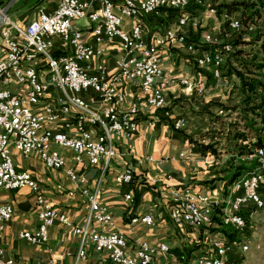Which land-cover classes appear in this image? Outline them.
Listing matches in <instances>:
<instances>
[{
  "label": "built area",
  "instance_id": "2783aa9c",
  "mask_svg": "<svg viewBox=\"0 0 264 264\" xmlns=\"http://www.w3.org/2000/svg\"><path fill=\"white\" fill-rule=\"evenodd\" d=\"M54 8L39 9L36 19L26 25L4 17L0 36V188L29 189L35 197L37 226L23 230L19 236L33 243H45L48 229L55 222L68 227L78 236L79 244L73 264H86L90 243L96 252L104 253L112 264H151L157 250L167 251L165 244L158 248L141 242L133 255L125 252L127 239L119 231H101L92 224L110 225L111 214L101 202V183L109 164L116 155V138L130 136L138 130L140 116L167 110L166 91L179 85L191 88L197 96L205 94L203 76L209 73L221 81L223 65L233 51L229 42L219 35L204 31L198 43L207 44L206 52L197 51V43L187 41L186 28L199 25L198 7L214 14L210 2L204 0H49ZM194 8V13L187 9ZM173 9L179 12L176 26L165 30L147 43L142 16L157 15ZM1 12V9H0ZM228 22L237 17L223 16ZM86 24H80V22ZM128 22V23H127ZM180 47L193 55L197 69L194 76H170L160 62L161 47ZM223 46V53H216ZM60 53H73V60H60ZM112 53L115 68L110 71L103 59ZM97 59V61H96ZM224 116L222 109L215 110ZM154 124V119L146 121ZM186 120H172V129H184ZM13 150L22 157H36L46 168L61 171L78 186L88 203L85 223L77 224L62 210L45 198L40 184L26 170H17ZM255 160L256 167L241 177L239 185L228 190L224 197L220 219L236 230L245 226L244 208L261 209L264 202L259 190L264 184V151L254 147L245 157ZM98 167V175L90 184L78 172L83 164ZM133 170L126 166L115 175L118 186L131 187ZM56 190L72 196L62 184ZM171 203L170 218L175 225L192 228L211 223L209 207L216 197L193 188L168 190ZM132 201L131 193L124 195ZM13 215L9 204H0V237L3 222ZM152 226L151 214L132 216L131 224ZM242 250L248 246L243 245ZM232 244L223 238L212 240V251L205 256L177 264H243L231 259ZM0 264H14L4 255L0 243Z\"/></svg>",
  "mask_w": 264,
  "mask_h": 264
},
{
  "label": "crops",
  "instance_id": "0c3cea01",
  "mask_svg": "<svg viewBox=\"0 0 264 264\" xmlns=\"http://www.w3.org/2000/svg\"><path fill=\"white\" fill-rule=\"evenodd\" d=\"M41 8L50 12L54 4L49 0H0V15L6 9L7 17L19 25H26L36 19ZM199 13L204 14V11L197 10L196 14ZM163 17L162 15L141 17L147 43L154 41L160 34L161 26L168 21ZM80 24L86 22L82 21ZM174 26L176 21L171 28ZM189 29H195L191 26L186 28L188 38L192 39L189 37ZM206 50L204 45L197 47L198 52ZM1 56L0 36V58ZM103 61L110 71L114 70L115 56L112 53ZM160 62L166 75L194 76L197 73L193 55L184 48L161 47ZM197 75L203 76L207 86L202 97L197 96L191 88L179 85L169 87L166 96L167 110L171 117L165 116L162 110L140 116L138 130L134 134L116 138V155L101 183V202L107 206L112 221L110 225L94 223L92 226L101 231L122 232L127 239L125 252L128 255H133L139 244L144 241L156 248L160 244H165L168 250H157L151 264H177L181 256L186 260H192L208 255L212 251V240L215 237L226 238L216 228L213 230L209 226L192 228L175 225L170 218L169 189L193 188L224 202L223 196L230 187L226 189L222 180L224 174L219 173V170L226 166L225 157L216 158L209 151L200 150L194 142L195 135L192 136L193 140L189 138L191 134L199 131V127L208 129L210 124L208 121L204 123L207 118L205 114L214 110L210 106L213 101L224 102L222 99L219 100V97L222 94L221 90L227 89L221 81L209 83L206 75ZM179 116L186 119V124L183 130L177 131L172 129L171 123ZM199 118L201 119L195 120ZM149 119H154V124L147 125L146 121ZM13 158L17 170H26L38 180L47 201L65 212L75 223H85L88 212L87 200L78 191V186L63 172L48 169L36 157H22L14 150ZM126 166L131 167L134 174L131 187L118 186L115 183V175ZM77 169L89 185L94 183L99 172L98 167L87 163L78 166ZM58 183L66 190H74V194L70 196L65 191L56 190L55 185ZM128 192L132 195V201L124 198ZM0 204H9L13 208L12 217L3 222L0 243L4 255L12 258L14 264H73L79 238L70 228L59 222L49 227L48 240L45 243L33 244L19 236L21 231L33 230L38 223L35 197L29 189L0 188ZM222 204L224 206V203ZM145 213L151 214L154 221L152 226L140 222L130 223L132 216ZM86 250L88 253L86 264H111L105 260V254L96 252L90 243L86 244ZM229 257L237 259L235 254H230Z\"/></svg>",
  "mask_w": 264,
  "mask_h": 264
},
{
  "label": "trees",
  "instance_id": "16d2710c",
  "mask_svg": "<svg viewBox=\"0 0 264 264\" xmlns=\"http://www.w3.org/2000/svg\"><path fill=\"white\" fill-rule=\"evenodd\" d=\"M218 0H213L212 7L214 8V16L223 21L221 27H226L228 29L227 36L233 37L230 41L226 39V42L230 41V45L233 46V51L227 56V59L223 65L224 72L227 70V74L230 76H237L239 78V83L234 87L244 95V107L242 121L244 124L236 122H226L230 121L224 116L217 115L215 110L222 109L226 112L232 108L229 105H225L224 102L213 101L210 106L213 107V111L205 114L208 121L214 125H219L226 131L227 139L232 138L235 142L233 148L216 150L212 145L196 143L202 151H209L216 158L224 156L226 159L225 168L219 170V173L224 174L222 180L225 183L226 189L239 177H241L246 172L254 169L256 167L255 160H247L245 157L251 152V149L261 148L264 151V82L256 80L257 71L264 70V58L257 60L256 56L252 55L249 50H245L242 47L251 46L255 43H261L264 47V31L258 32L250 40H243L241 34L238 32L241 30L242 25L247 26L251 22L254 26L258 25L257 19L261 22V26L264 29V0H254L245 1L238 0L232 2H217ZM189 12L194 13L192 7L187 9ZM253 11V16L251 12ZM237 17L239 20V30H231L228 20H225L224 15ZM164 16V20L176 21L179 12L168 9L161 11L157 15H147V16ZM256 16V18H255ZM200 26L198 25V28ZM223 30V29H222ZM261 31V30H260ZM200 40V34L194 39H190L187 36V41L196 42ZM197 47H199L197 45ZM207 49V46H204ZM209 83L217 82L212 78L209 73H205ZM206 86V83H205ZM207 87V86H206ZM261 87V88H260ZM235 92V91H234ZM224 104V105H223ZM240 106H235L236 110H239ZM227 192V191H226ZM220 214H222L219 208L211 220L209 225L210 229H218L223 233L226 238H223L229 243L235 242L237 238V230L229 225H224L220 219ZM216 225L217 227H213ZM112 264V263H111Z\"/></svg>",
  "mask_w": 264,
  "mask_h": 264
},
{
  "label": "rangeland",
  "instance_id": "374dc122",
  "mask_svg": "<svg viewBox=\"0 0 264 264\" xmlns=\"http://www.w3.org/2000/svg\"><path fill=\"white\" fill-rule=\"evenodd\" d=\"M210 3H213V0H207ZM232 1H238V0H218L217 2H232ZM245 1H254V0H245ZM193 9L195 6L192 7ZM197 10L204 11V14L202 13L200 15L199 13V28H195V30L189 29V37L194 39L197 34L201 36V34L204 31H212L215 34L219 35V38L222 40V42H226V39L232 41L233 37L227 36L228 29L226 27H221L223 25V21H221L219 18L215 17L213 14L207 13V10H203L202 7H198ZM253 16V11L251 12ZM256 18V16H255ZM217 19V20H216ZM258 25H253L251 22L247 26L242 25L241 30L238 32L242 36L243 40H250L255 34H258V32H263L264 29L261 26V22L257 19ZM174 25L173 21L168 20L165 25L161 26L160 34L161 32L165 31L167 28H171V26ZM166 26L164 29L163 27ZM175 27V26H174ZM223 29V30H222ZM261 30V31H260ZM228 41V42H230ZM251 46H245L242 47L245 50H249L252 55L256 56L257 60L264 58V47L261 45V43H251ZM227 70L225 71V74L223 75L221 82L224 83L226 90H221L222 94H220L219 100H223L225 105H229L232 108L229 110V112H226V118L230 121L226 122H236L240 124H244L242 121V115L243 114V107L244 104V95L238 90L237 87H234L239 83V78L237 76H230L227 73ZM257 77L256 80H259L261 82H264V70L257 71ZM224 85H222V89L224 88ZM261 88V87H260ZM235 91V92H234ZM223 104V105H224ZM240 106L239 110H236L234 107ZM191 111V110H190ZM189 111V112H190ZM221 116V115H220ZM183 117V116H182ZM195 119V120H200ZM186 120V119H185ZM208 118H206L207 123ZM203 122V120L201 121ZM209 122V121H208ZM210 126L206 130L205 128L202 129V127L198 128V132L195 134H191L189 137L191 140H193L192 136L195 135L196 140L194 142L196 143H203V144H209L212 145L216 150H223L228 149L230 147L233 148V144L235 143L232 138L229 137L227 139L226 131H223L221 126L214 125L209 122ZM209 134L211 136H209ZM209 138V140H208ZM260 196L264 202V184L259 190ZM244 216H245V226L241 230H237V240L232 244V253L235 254V258L240 259L243 261V264H264V205L261 209H254L252 206L248 205L244 208ZM229 243V242H228ZM247 245V250H242V246ZM211 247H208L210 249ZM206 249V251L208 250ZM209 252V251H208Z\"/></svg>",
  "mask_w": 264,
  "mask_h": 264
},
{
  "label": "bare ground",
  "instance_id": "6f19581e",
  "mask_svg": "<svg viewBox=\"0 0 264 264\" xmlns=\"http://www.w3.org/2000/svg\"><path fill=\"white\" fill-rule=\"evenodd\" d=\"M229 26L234 29V22H229ZM236 26H239V20L236 19ZM198 46H207L205 43H197ZM231 46V45H230ZM207 51V50H206ZM204 51V52H206ZM216 53H223V46H216ZM60 60L63 61H70L73 60V53H64L60 54ZM257 151H263L261 148H257ZM239 185V179L235 180L229 187L228 190L234 189L235 187H238ZM223 201L216 199L214 202V205L209 207V215L213 218L215 212L220 208L222 209L223 207ZM212 220V219H211Z\"/></svg>",
  "mask_w": 264,
  "mask_h": 264
},
{
  "label": "water",
  "instance_id": "95a60500",
  "mask_svg": "<svg viewBox=\"0 0 264 264\" xmlns=\"http://www.w3.org/2000/svg\"><path fill=\"white\" fill-rule=\"evenodd\" d=\"M4 17H7V10L5 9L3 12H2V14L0 15V25H1V23H2V21H3V19H4Z\"/></svg>",
  "mask_w": 264,
  "mask_h": 264
}]
</instances>
